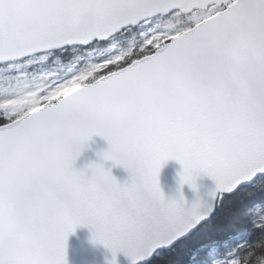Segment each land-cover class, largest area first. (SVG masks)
I'll use <instances>...</instances> for the list:
<instances>
[{
	"label": "snow or ice",
	"instance_id": "snow-or-ice-1",
	"mask_svg": "<svg viewBox=\"0 0 264 264\" xmlns=\"http://www.w3.org/2000/svg\"><path fill=\"white\" fill-rule=\"evenodd\" d=\"M81 227L108 264H264V0H0V264H69Z\"/></svg>",
	"mask_w": 264,
	"mask_h": 264
},
{
	"label": "water",
	"instance_id": "water-1",
	"mask_svg": "<svg viewBox=\"0 0 264 264\" xmlns=\"http://www.w3.org/2000/svg\"><path fill=\"white\" fill-rule=\"evenodd\" d=\"M107 148L108 144L103 138L94 137L90 147L77 160V169H83L86 165L93 162L99 163L97 153L105 151ZM105 166L112 167L110 162ZM112 172L121 183L129 178L128 172L123 168H112ZM182 172L183 167L180 163L175 160L168 161L160 173L161 189L169 200H179L182 191L184 199L191 204L195 201L197 193L186 184L181 189L180 174ZM196 183L202 192L205 186H211L213 182L209 177L200 174ZM67 255L69 264H108L113 259L109 249L103 245L92 243V233L87 227L78 228L75 234L69 237ZM115 259L117 264H132L131 259L122 252Z\"/></svg>",
	"mask_w": 264,
	"mask_h": 264
},
{
	"label": "trees",
	"instance_id": "trees-1",
	"mask_svg": "<svg viewBox=\"0 0 264 264\" xmlns=\"http://www.w3.org/2000/svg\"><path fill=\"white\" fill-rule=\"evenodd\" d=\"M194 243H196V241L191 242V244ZM188 259L189 258L186 253H181L179 255L161 259L157 262V264H169V261H171V264H188Z\"/></svg>",
	"mask_w": 264,
	"mask_h": 264
}]
</instances>
